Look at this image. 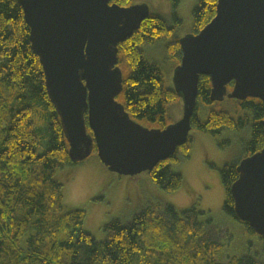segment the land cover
<instances>
[{"label": "trees", "instance_id": "obj_1", "mask_svg": "<svg viewBox=\"0 0 264 264\" xmlns=\"http://www.w3.org/2000/svg\"><path fill=\"white\" fill-rule=\"evenodd\" d=\"M179 1L171 0L172 22L150 13L129 38L118 44L122 89L116 100L143 127L164 128L170 123L168 105L180 99L165 84L158 64L143 54V48L162 41L168 58L179 63L180 37L173 32L179 23L173 21ZM114 2L125 6L131 0ZM215 5L216 0H198L192 10L193 33L212 19ZM28 36L29 28L17 1L0 0V264H264V237L234 214L229 189L238 176V161L224 164L219 172L225 189L222 211L243 224L245 232L256 236L258 251L225 253L222 240L228 231L221 236L210 218L202 220L205 212L195 203L184 208L147 203L128 222L112 219L104 224L102 240L84 231L85 209L64 205L62 183L55 177L57 169L78 162L69 158L68 143L48 99L42 67L31 51ZM232 84H227V91ZM209 96V78L200 76L191 130L216 136L222 130L249 127L245 156L264 147L259 99L238 101L242 114L234 118L213 105L218 101H211ZM199 101L208 108L205 119L199 116ZM43 120L44 132L39 127ZM87 132L91 134L88 127ZM44 135L46 147L38 153ZM190 141L188 137L172 156L145 172L162 190L172 192L182 186L181 174L172 171L171 165L188 156Z\"/></svg>", "mask_w": 264, "mask_h": 264}, {"label": "water", "instance_id": "obj_2", "mask_svg": "<svg viewBox=\"0 0 264 264\" xmlns=\"http://www.w3.org/2000/svg\"><path fill=\"white\" fill-rule=\"evenodd\" d=\"M16 1L71 161H83L95 146L101 163L114 173L135 176L150 171L187 141L200 76L209 78L211 101L259 99L264 135V0H216L212 19L198 32L179 38L181 57L173 89L182 101V116L162 129L143 127L116 100L122 89L118 44L148 18V5ZM236 171L229 189L235 217L264 237V147L241 158Z\"/></svg>", "mask_w": 264, "mask_h": 264}, {"label": "rangeland", "instance_id": "obj_3", "mask_svg": "<svg viewBox=\"0 0 264 264\" xmlns=\"http://www.w3.org/2000/svg\"><path fill=\"white\" fill-rule=\"evenodd\" d=\"M197 2L198 0L179 1L173 20L179 22H175L177 25L173 29L176 36L182 37L191 32L192 10ZM132 3L146 4L150 13L161 15L168 22L171 21V0H131L129 5ZM143 54L146 59L158 64L164 74L165 84L173 88V72L177 64L168 58L165 43L157 41L146 46L143 48ZM238 101L225 97L213 105L228 111L236 118L242 114L237 106ZM182 109L181 99L168 105L167 116L170 123L181 118ZM197 109L200 118L205 119L208 108L203 102H198ZM38 122L37 120V124ZM40 123L39 127L44 132L45 120ZM37 134L40 135L38 132ZM188 136L191 137L188 156L171 165V170L182 176L183 183L179 189L166 192L152 182L145 172H141L133 179L127 175L114 173L101 163L96 153L91 152L83 161L56 170L55 177L62 183L64 205L83 207L86 211L84 231L91 233L95 239L102 240L104 224L112 219L128 222L147 203H169L180 208L195 203L198 209L205 212L200 217L202 220L210 218L216 228L220 229L221 236L228 231L222 240L225 253L258 251L256 243H259V240L256 236L245 232L243 224H239L222 211L225 189L219 173L224 164L237 162L245 157V145L250 139L249 127L222 130L216 136L192 129ZM46 141L45 135L40 138L38 153L44 151ZM250 243L253 246L250 247Z\"/></svg>", "mask_w": 264, "mask_h": 264}, {"label": "flooded vegetation", "instance_id": "obj_4", "mask_svg": "<svg viewBox=\"0 0 264 264\" xmlns=\"http://www.w3.org/2000/svg\"><path fill=\"white\" fill-rule=\"evenodd\" d=\"M132 4H133V3H132ZM170 15H171V14H170ZM191 32H192V30H191ZM191 32H190V33H191ZM192 33H193V32H192ZM194 33H196V32H194Z\"/></svg>", "mask_w": 264, "mask_h": 264}]
</instances>
